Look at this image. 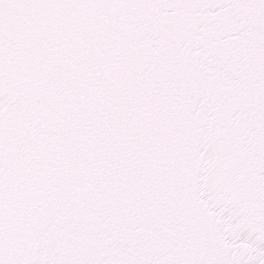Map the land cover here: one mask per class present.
Wrapping results in <instances>:
<instances>
[{"label": "snow or ice", "instance_id": "snow-or-ice-1", "mask_svg": "<svg viewBox=\"0 0 264 264\" xmlns=\"http://www.w3.org/2000/svg\"><path fill=\"white\" fill-rule=\"evenodd\" d=\"M0 264H264V0H0Z\"/></svg>", "mask_w": 264, "mask_h": 264}]
</instances>
